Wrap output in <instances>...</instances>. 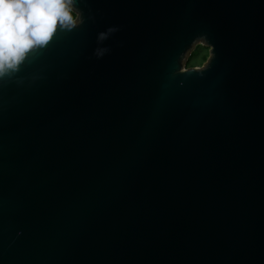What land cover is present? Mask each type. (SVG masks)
Segmentation results:
<instances>
[{
  "label": "water",
  "instance_id": "95a60500",
  "mask_svg": "<svg viewBox=\"0 0 264 264\" xmlns=\"http://www.w3.org/2000/svg\"><path fill=\"white\" fill-rule=\"evenodd\" d=\"M73 8L0 78V264H264V0Z\"/></svg>",
  "mask_w": 264,
  "mask_h": 264
},
{
  "label": "clouds",
  "instance_id": "9594fccd",
  "mask_svg": "<svg viewBox=\"0 0 264 264\" xmlns=\"http://www.w3.org/2000/svg\"><path fill=\"white\" fill-rule=\"evenodd\" d=\"M79 20L73 0H0V78L18 72L26 56L44 47L58 26L71 29Z\"/></svg>",
  "mask_w": 264,
  "mask_h": 264
},
{
  "label": "trees",
  "instance_id": "16d2710c",
  "mask_svg": "<svg viewBox=\"0 0 264 264\" xmlns=\"http://www.w3.org/2000/svg\"><path fill=\"white\" fill-rule=\"evenodd\" d=\"M208 58L207 48L198 46L187 61V67L200 66Z\"/></svg>",
  "mask_w": 264,
  "mask_h": 264
},
{
  "label": "snow or ice",
  "instance_id": "6c2138e0",
  "mask_svg": "<svg viewBox=\"0 0 264 264\" xmlns=\"http://www.w3.org/2000/svg\"><path fill=\"white\" fill-rule=\"evenodd\" d=\"M75 47V41L73 40H68L65 43L64 49L59 53V56L57 58H60L62 55H64L65 53H67L68 51L73 50ZM3 91H4V85L0 84V99H2L3 96Z\"/></svg>",
  "mask_w": 264,
  "mask_h": 264
},
{
  "label": "flooded vegetation",
  "instance_id": "af4514ba",
  "mask_svg": "<svg viewBox=\"0 0 264 264\" xmlns=\"http://www.w3.org/2000/svg\"><path fill=\"white\" fill-rule=\"evenodd\" d=\"M207 53H208V56H209V52H208V49H207ZM206 60H207V59H206ZM204 62H205V61H204ZM204 62H203V63H204ZM203 63H202V64H203ZM202 64H201V65H202ZM201 65H200V66H201ZM200 66H197V67H200Z\"/></svg>",
  "mask_w": 264,
  "mask_h": 264
},
{
  "label": "rangeland",
  "instance_id": "374dc122",
  "mask_svg": "<svg viewBox=\"0 0 264 264\" xmlns=\"http://www.w3.org/2000/svg\"><path fill=\"white\" fill-rule=\"evenodd\" d=\"M205 62H206V61H205ZM205 62H204V63H205ZM204 63H203V64H204ZM203 64H202V65H203ZM202 65H201V66H202ZM201 66H200V67H201Z\"/></svg>",
  "mask_w": 264,
  "mask_h": 264
}]
</instances>
